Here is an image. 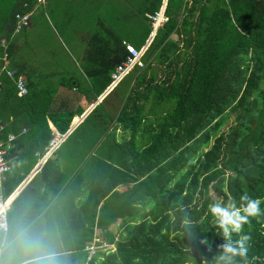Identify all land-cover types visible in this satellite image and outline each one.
Returning <instances> with one entry per match:
<instances>
[{
  "label": "trees",
  "instance_id": "obj_1",
  "mask_svg": "<svg viewBox=\"0 0 264 264\" xmlns=\"http://www.w3.org/2000/svg\"><path fill=\"white\" fill-rule=\"evenodd\" d=\"M14 2L0 0V36L11 33ZM161 3L136 0L140 28L133 41L114 30H108L109 36L92 35L85 69H108L91 76L98 93L127 58L125 43L143 46L153 29L149 15ZM164 15L141 55L143 73L153 75L140 79L149 91L131 87L118 115L124 125L138 128L141 122L153 129L151 143L141 151L149 167L133 187L143 191V216L124 228L114 250L91 264H264V0H167ZM10 41V67L23 75ZM24 79L27 93L18 96L13 79L5 72L0 76V140L6 146L8 133L26 123L29 132L17 139L32 141L22 152L10 149L17 157L7 172L6 196L34 163L24 167V157L42 154L52 138L48 121L64 133L74 113L52 111L53 96L28 73ZM151 95L153 108L145 112ZM140 97V115H135L131 110L136 104L138 111ZM245 193L261 199L260 214L249 217L240 232L230 228L225 235L210 205L239 209ZM7 218L11 224V212ZM241 241L245 257L220 259L223 245L238 247Z\"/></svg>",
  "mask_w": 264,
  "mask_h": 264
},
{
  "label": "crops",
  "instance_id": "obj_2",
  "mask_svg": "<svg viewBox=\"0 0 264 264\" xmlns=\"http://www.w3.org/2000/svg\"><path fill=\"white\" fill-rule=\"evenodd\" d=\"M56 4V0H15L12 12H29L31 24V17L39 6L56 9ZM99 6L102 11L104 5ZM87 63L85 59L82 66ZM145 66L142 61V65L133 67L115 85L111 83L110 73V82L100 93L91 76L107 74L108 69H79L81 79L71 76L69 80L63 77L53 81L38 79L33 70H28L29 79L35 81L41 91L53 96L52 111L74 113L64 133L48 121L53 136L42 154L36 151L33 156L24 157V167L34 163L7 195L10 200L7 213L11 212L13 221L19 210H27L32 218L45 224L54 237L57 250L63 254L64 264L82 261L87 253L86 245L92 242L107 244L97 251V258L102 257L115 249V242L125 235L126 226L136 225L142 219L144 194L141 188L133 187L149 167L141 151L151 143L153 129L151 125L143 127L141 122L138 128L124 125L118 115L131 87L138 93L149 91L146 84H140V79L153 77L150 72L143 73ZM26 75L23 73V78ZM154 77L156 83L160 74ZM150 97L145 112L153 108L152 95ZM138 103V111L136 104L131 110L135 115H140L141 97ZM154 109L158 111L157 103ZM88 115L89 119L84 122ZM16 127L13 133L16 137L5 146L11 165L17 152L32 144L31 140L17 139L29 132L28 124L17 123ZM12 147L17 152L10 154Z\"/></svg>",
  "mask_w": 264,
  "mask_h": 264
},
{
  "label": "rangeland",
  "instance_id": "obj_3",
  "mask_svg": "<svg viewBox=\"0 0 264 264\" xmlns=\"http://www.w3.org/2000/svg\"><path fill=\"white\" fill-rule=\"evenodd\" d=\"M56 1V9L39 6L31 24L11 37L15 61L23 64L24 73L33 70L38 79H81L79 69L85 68L86 49L95 32L109 36L108 30H114L119 38L133 41L134 33L139 31L135 24L140 18L136 0ZM98 3L104 5L102 11Z\"/></svg>",
  "mask_w": 264,
  "mask_h": 264
},
{
  "label": "clouds",
  "instance_id": "obj_4",
  "mask_svg": "<svg viewBox=\"0 0 264 264\" xmlns=\"http://www.w3.org/2000/svg\"><path fill=\"white\" fill-rule=\"evenodd\" d=\"M241 208L234 205L221 207L220 202L210 205V212L223 227L225 235L240 232L249 217L260 214L261 199L250 198L246 193L241 197ZM241 211L244 215H240ZM249 239V237H244ZM203 242V241H202ZM221 260L231 261L236 256L245 257L247 249L241 241L238 247L231 243L222 246ZM54 243V237L47 226L31 217L27 210H19L11 224L0 215V264H64Z\"/></svg>",
  "mask_w": 264,
  "mask_h": 264
},
{
  "label": "built area",
  "instance_id": "obj_5",
  "mask_svg": "<svg viewBox=\"0 0 264 264\" xmlns=\"http://www.w3.org/2000/svg\"><path fill=\"white\" fill-rule=\"evenodd\" d=\"M153 28L157 29L165 20L163 7L159 8L153 14L149 15ZM30 24V13L29 12H20L16 11L14 14V24L11 30L10 35L0 36V76L5 72L8 77L13 79L17 95L22 96L27 93L26 82L22 75H17L15 69L10 67L8 46L11 36L21 31L23 28L27 27ZM125 47L128 50L127 58L118 63L111 72V83L112 85L117 84L133 67L136 65H142L141 55L146 49L147 45L145 44L142 48L137 49L131 43H125ZM1 84V81H0ZM2 125H0V128ZM15 135L13 133H8V141H12ZM54 143V139L51 141ZM10 170V161L6 157V148L4 143L0 140V215H3L4 218L8 221L7 211L9 207V197L4 194V183L6 180L7 172ZM105 242L103 243H89L86 245V256L78 264H91L94 260L99 247L106 246Z\"/></svg>",
  "mask_w": 264,
  "mask_h": 264
},
{
  "label": "water",
  "instance_id": "obj_6",
  "mask_svg": "<svg viewBox=\"0 0 264 264\" xmlns=\"http://www.w3.org/2000/svg\"><path fill=\"white\" fill-rule=\"evenodd\" d=\"M166 2H167V0H162V7H163V10L165 11V7H166ZM161 7V8H162ZM155 32H156V29L155 28H153L152 30H151V32L149 33V35H148V37H147V39H146V45L148 46L149 45V43L151 42V40H152V38H153V36H154V34H155Z\"/></svg>",
  "mask_w": 264,
  "mask_h": 264
}]
</instances>
